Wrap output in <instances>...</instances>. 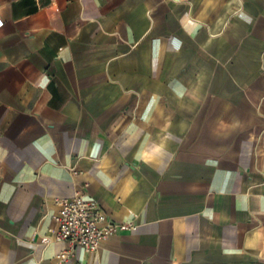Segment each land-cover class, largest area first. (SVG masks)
Wrapping results in <instances>:
<instances>
[{
    "label": "crops",
    "instance_id": "0c3cea01",
    "mask_svg": "<svg viewBox=\"0 0 264 264\" xmlns=\"http://www.w3.org/2000/svg\"><path fill=\"white\" fill-rule=\"evenodd\" d=\"M78 192L136 228L64 264H264V0H0V264Z\"/></svg>",
    "mask_w": 264,
    "mask_h": 264
},
{
    "label": "built area",
    "instance_id": "2783aa9c",
    "mask_svg": "<svg viewBox=\"0 0 264 264\" xmlns=\"http://www.w3.org/2000/svg\"><path fill=\"white\" fill-rule=\"evenodd\" d=\"M54 204L57 206L54 240L70 245V248L61 251L56 264L66 263L75 247L94 253L112 235L136 228L130 221L118 222L110 218L99 203L86 193L57 197Z\"/></svg>",
    "mask_w": 264,
    "mask_h": 264
},
{
    "label": "clouds",
    "instance_id": "9594fccd",
    "mask_svg": "<svg viewBox=\"0 0 264 264\" xmlns=\"http://www.w3.org/2000/svg\"><path fill=\"white\" fill-rule=\"evenodd\" d=\"M164 151V145L153 144L143 153V158L145 159V162H150L153 158L158 157Z\"/></svg>",
    "mask_w": 264,
    "mask_h": 264
},
{
    "label": "rangeland",
    "instance_id": "374dc122",
    "mask_svg": "<svg viewBox=\"0 0 264 264\" xmlns=\"http://www.w3.org/2000/svg\"><path fill=\"white\" fill-rule=\"evenodd\" d=\"M252 264H261V263H260V261H259V259H258V260H253V261H252Z\"/></svg>",
    "mask_w": 264,
    "mask_h": 264
}]
</instances>
